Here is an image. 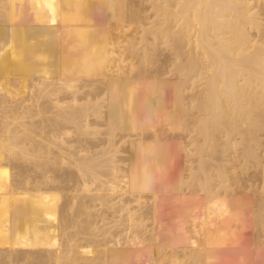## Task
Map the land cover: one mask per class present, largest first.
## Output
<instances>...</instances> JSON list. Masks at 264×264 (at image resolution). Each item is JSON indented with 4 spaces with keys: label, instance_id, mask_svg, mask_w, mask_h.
<instances>
[{
    "label": "bare ground",
    "instance_id": "1",
    "mask_svg": "<svg viewBox=\"0 0 264 264\" xmlns=\"http://www.w3.org/2000/svg\"><path fill=\"white\" fill-rule=\"evenodd\" d=\"M11 22L17 27L13 50L2 45L10 37ZM167 72L182 86L184 81L179 89L186 94L176 93L182 96L176 103L172 96L175 104L169 108L156 103L163 102L160 95L167 93L168 82L161 88L155 84L163 83ZM177 142L193 145L190 150L184 145L191 161L186 166L193 162V167L182 173L190 176L196 194L203 192L199 200L186 196L183 203L196 220L187 221L186 211L187 217L174 213L177 221L186 218L184 232L177 226L181 220L169 215V197L164 195L172 189L166 190L174 169L179 170L176 158L170 162L172 156L164 151L177 148ZM239 149L246 171L255 160L262 173L257 178L260 192H255L259 197L255 203L252 199L256 204L262 198L256 206L261 219L264 0H0V201L8 207L19 204L14 207L16 220H11L16 223H11L20 225L9 226L21 231L12 232L11 238L0 233V264H222L217 261L232 249L231 242L237 243L238 222L248 212L255 221V209H247L252 204L241 201L247 215L238 211L241 216L228 221L229 226L228 216L221 214L227 224L217 227L223 210L215 205L216 197L223 190L226 197L235 187L229 183L241 167L232 160ZM11 160L21 166L16 201L10 190L14 187L8 186L13 181L8 178ZM248 178V183L255 179ZM183 179L177 184L188 182ZM165 182L164 191L158 186L161 192L157 185ZM209 208L211 217L222 212L212 220L215 227L203 230L199 234H207L199 238L195 228L198 232L207 226L201 216ZM26 211L23 220L20 213ZM168 216L173 223H166ZM174 221L177 225L167 226ZM225 226L227 235L216 229ZM170 231L178 233L173 236L180 245H169ZM160 233L169 249L181 248L187 237L189 246L160 255L157 246L166 243ZM163 254L172 261L162 262ZM244 254L241 261H254Z\"/></svg>",
    "mask_w": 264,
    "mask_h": 264
},
{
    "label": "rangeland",
    "instance_id": "2",
    "mask_svg": "<svg viewBox=\"0 0 264 264\" xmlns=\"http://www.w3.org/2000/svg\"><path fill=\"white\" fill-rule=\"evenodd\" d=\"M12 13H13V12H12ZM4 23H5V22H4ZM10 25H11V30L9 31V35H10V37L8 38V40H6V39L3 40V41H2V45H4V46H8V45L10 44V45L8 46V48H9V47H10V48L12 47V50H13V49L16 48V46H15V42H16V39H17V38L14 39L13 36L15 35V32H17V31H16L17 27H16V25L14 24V22H11ZM139 35H140V33L137 34L136 36L139 37ZM18 36H19V35H18ZM18 36H17V37H18ZM139 46H140V45H138V47H139ZM166 51H167V50H165V51H163V52L167 53ZM166 74H168V77H167V75L162 74L163 79H165V78L167 77V78L163 81V83H162V82H161V83H157V82H156L155 85L159 86L158 88H161V87H162L161 84H164L163 86L165 87L166 84H165L164 82L167 81L168 83H167V86H166V87H167L168 89L165 87L166 90H165V89H164V90H165V92H167L168 94L165 93V92H163V93H165L168 97L165 96V94H161L160 96L163 95L164 97H163V96H162V97H163L164 99L167 97V99L164 100V99L162 98L163 102H162L161 100H159V102L157 101L156 103H157V104H158V103H159V104H162V103H163V106H167V105H168L167 107L169 108V107L172 106V103H173V105H174V104L176 103V101H178V99L180 98L181 95H178L179 98H178L177 96L175 97V95H176V93L178 94L179 91H180V93H181L182 90H180L179 88H181V87L183 88L184 85H185V83H184V81H181V82L183 83V86H182V84L179 82L180 80H178V77L175 76L174 73H173V75L175 76V78H172V77H174V76H172L171 78L169 77V76L172 75V73H170L171 75L169 74V72H167ZM164 76H166V77H164ZM158 77H159V76H158ZM168 78H169V79H168ZM154 79L157 80V77H155ZM174 80H175V82H174ZM170 81H171V82L173 81V85L171 84ZM159 82H160V81H159ZM169 82H170V83H169ZM178 83H179V85L181 84L180 87H179ZM158 84H160V85H158ZM174 84H175L176 87H174ZM171 85H172L173 87H172ZM170 87H171L172 89H170ZM177 87H178V89H177ZM182 88H181V89H182ZM173 89H174V90H177V92H175L174 94L172 93V92H174ZM171 90H172V91H171ZM181 94H183V93H181ZM172 96L175 97L176 99L173 98ZM182 96H186V94H185V95L183 94ZM182 96H181V100H182ZM159 98L161 99V97H159ZM171 98H172V99H171ZM185 98H187V97H185ZM173 99H175V100H173ZM183 99H184V98H183ZM171 100H173L175 103H174L173 101H171ZM166 101H167V102H166ZM171 102H172V103H171ZM166 103H168V104L165 105ZM10 104H12V103H10ZM185 107H186V106H185ZM166 109H167V108H166ZM165 112H166V111H165ZM165 112H164V114H166ZM151 122H153V121L151 120ZM173 122L176 123V121H173ZM178 123H179V121H178ZM151 124L153 125L154 123H151ZM183 133H185V135H186V134L188 135V129H185V130L183 131ZM192 134H193V132H191V134H189V137H187V138H186V137H183L184 139L186 138V139H185L186 142H189V139H188V138L192 137ZM187 135H186V136H187ZM183 138L181 137V139H183ZM184 139H183V140H184ZM187 139H188V140H187ZM186 142H185V143H186ZM177 143H178V142H177ZM180 143H181V142H180ZM180 143L175 144V145L177 146V148L175 147V145H172L171 147H175L174 149H172V148H170V149H169V148H165L166 151H164L165 154L168 152V153H170V155L172 156V157L170 156V157H171V158H170L171 160L169 159L170 162H171L172 160L175 161V158H176V161H175V162H176V165L179 166V167H178L179 170H178L177 168L174 169V172H175L176 170H177V171L175 172V177H173V179L171 180L172 183H173V181H174V185H173V187H172V183H171V182H170V186H171L170 188L167 186V185L169 184L168 182H165L163 185H160V184L157 185V187H158V186H162V187H161L162 190H163V188L165 189L166 186H167V188H166L167 191H168V189H171V188H172L171 191L169 190L168 194H166L165 192H163V193H165L164 195H166V197H169V199L167 198L168 200H170L169 203H171V202L173 201L172 204H169L168 201H167V199L165 198V199H166V202H167V205L169 206V207H168V208H169V209H168V210H169V211H168V212H169V215L172 216L173 219H175V218L177 219L176 216L178 215V214H177L178 212H179V215L182 213V215H180V216L178 215V218H179V217L181 218L182 216H183V217H184V216L187 217L186 215H189V214H187V213H190L189 217L191 216V212H192V211H191V212H187V211L185 210L184 206H183V203L185 202V197H186V196H189V197L193 198L194 201H197V200H199V199L201 198V195H203V192H199L198 194H196V191H193L194 188L196 187V185H195V186H192V185H191V184H192V183H191L192 179H190V176H189L188 178L184 177L185 175H187V172H186L185 174L182 173L183 171H184V172H185V171H188V168H187V167H190V166H192L191 164H193V162H192V163H189L188 166H186V164L190 161V158H189V155H188V154L186 155V153H185L187 150H190V148L192 149L193 145L189 148L190 145H188V143H186L187 145L184 144L186 147L188 146V147L186 148V149H187V150H186V149H185V146H184V145L182 146V143H181V145H179ZM183 143H184V142H183ZM179 146H182V147H183L182 150H180L181 147H179ZM169 151H170V152H169ZM177 151H178L180 154H179V153H176ZM180 151H182L183 153L181 154ZM184 151H185V152H184ZM240 151H241V150L239 149V152H238L239 155H238V156H237V152H236V151L233 152V154L235 155L236 159H235V157H233L232 160H233V163H236V162H237L236 164L240 163V164H241V167H243V168L245 169V172H242V169H238V168H241L240 165H239V167L237 168V172H236V174H237V175H236V178L233 179V177H231V179H230V180H231L230 183H232V182H233V183L230 184V183L228 182L229 185H230V187L232 186L231 188H233V186H235V187L231 190V191H233V192H235V193L230 194L231 191H229L230 196H228L229 194H227V196L225 197L226 193H228V192L224 193V190H223L224 187H223V188L221 189V190H223V191H222V194H219L220 196H218V198L216 197V199H217V200L219 199V200H218V202H217V200H215L214 203L217 202L215 205H216L217 207L220 206V208H222L223 212L221 211V209H220V211H218L219 213H220V212H222V213L218 214V212H215V215H216V216L213 214V215H212L213 217H211V214L213 213L212 210H211V208H209L210 210H208V209H207V210H204V212H205V211H206V212L203 213L201 217H202V218H203V217H204V218L206 217L205 220H206L207 217H209V216H210V218L207 219L206 221H205L204 219H202V218H201V219L204 221L203 224L206 222L205 225H203V226H206V225H207V226H209V228H207V226H206V227H202V226H201V228H203V229L201 230V229H200V225H202V224H199V223H202V221H201V219H200L199 221H201V222L198 223V224H199V227L197 228V230L200 229L201 231L199 230L200 232H199V231L197 232V231H196V228H195V232L197 233L196 236L199 235V238H200L203 234H205V235L207 234V233H202V235H200L201 232H202L203 230H205V232H206V230H207V231H208V230L210 231L211 229H213L212 227H215V226H213V224H212V220H217V219H214V218H215V217L217 218L218 215L220 216V215L222 214V215L224 216V215L226 214V215L228 216V218H226L227 216H226V217L224 216V218L227 219V221H226V219H225V221H226V222L229 221V222L232 224V223H233L232 220H233V218H234L235 216H241V215H242L241 217H244L243 215H247V213H245V214L243 213V211H244V209H245V204H246V202H249V203L252 204L251 207H250V205L247 203V204L249 205L248 208L246 207V208L248 209V211H251L253 208L255 209V211H256V208H257V210H258V208L260 209V207H256V206H257V202H258V203L262 202V198H261V196H260L261 199L259 198V199L261 200V201L259 200L260 202L257 200L256 204H253V203H255V201H256V198H255V197L257 196V193L260 192L258 188H259V186L261 185V184H260V182H261V181H260V179H261L260 177H262V173L258 170V171L260 172V175H261V176H259V174H258V172H257V167H258V166H257V164H256V162H255V160H254V161H252V162H254L253 164L256 165V167H255L253 164H251L252 162L249 163V164H251V167H252V168L250 167L252 170L249 168V171H250V173H251V174H249V171H246V168L244 167V160H241V157L239 158V156H240ZM172 153H173V155H172ZM235 153H236V154H235ZM167 155H168V154H167ZM174 155H176V156H174ZM183 155H184V156H183ZM168 156H169V155H168ZM173 156H174V158H173ZM178 156H179V157H178ZM187 156H188V157H187ZM168 158H169V157H167V159H168ZM181 158H182V159H181ZM187 158H189V159H187ZM178 159H179V160H178ZM183 159H184V160H183ZM234 159H235V160H234ZM187 160H188V161H187ZM240 160H241V162H243V163L239 162ZM183 161H184V162H183ZM4 162H5V161H4ZM18 162H19V161H18ZM18 162H17V163H18ZM175 162H173V163H175ZM190 162H191V161H190ZM8 163H9V173L11 174L10 176H8V178H9L10 180H13V181L11 182V181L8 179L10 182H9V183H8V182H5V184H4L5 186H4V187L6 188L7 183H8V186L10 185V188H12V186L14 187V188L10 189V188L7 186L8 189H10V190L12 191L13 195H14L13 200L16 201V200H18V199H17V197L15 198V194H17V195L19 196V194H18V193H19V190H18V183H17V182H19L18 180H21V177L19 176V175H20L19 169H20L21 166H19L20 162H19V164L16 163V160H11V161L7 162V164H8ZM15 163H16V164H15ZM184 163H185V165H183ZM4 164H6V162H5ZM7 164H6V165H7ZM15 165H16V166H15ZM17 165H18L19 167H18ZM182 166H186L187 169L185 170V167H183V169H181ZM253 166L255 167L254 169H253ZM16 167H17V168H16ZM22 167H23V166H22ZM192 167H193V166H192ZM192 167H191V168H192ZM244 169H243V171H244ZM247 169H248V168H247ZM258 169H260V167H259ZM20 170H21V169H20ZM189 170H191V169H189ZM17 172H18V173H17ZM174 172H173V173H174ZM180 172H181V174H179ZM246 172H247V174H246ZM16 173H17L18 175H16ZM22 173H23V172H22ZM189 173H190V171H188V174H189ZM176 174H177L178 176H176ZM183 174H184V175H183ZM253 174L255 175V177H256V175H257V177L255 178V177L253 176ZM181 175H183V176L181 177ZM251 175H252V176H251ZM15 176H17L16 178H18V177H20V178H18L17 181H16V184L13 185V183H15ZM248 176H250V178H251V177H252V178H255L254 180H255L256 182H255L253 179H250V183H251V184L248 183V181H249ZM258 176H259V177H258ZM180 177H181L182 179H183V178H186V179L188 180V182L186 181V179H183L184 181H186V182H184L185 184H183L182 186L178 185V184H180V183H178V182H180V181L182 180ZM234 177H235V176H234ZM246 177H247V179H246ZM177 178H180V179H181L180 181H177L178 184L176 183V180H179V179H177ZM191 178H192V177H191ZM243 178H244V179H243ZM257 178H260V179H257ZM175 179H176V180H175ZM189 179H190L191 181H190ZM240 179H241V180H240ZM256 179H257V180H256ZM194 180H195V179H194ZM245 180H246V181L248 180V181L246 182ZM251 180L254 181L255 183H254V182H251ZM258 180H259V183H258ZM238 181H239V182H238ZM242 181H243V182H242ZM192 182H193V181H192ZM166 183H167V185H166ZM228 183H227V184H228ZM234 183H235V185H233ZM252 183H253L254 185H253ZM256 183H257V186H258V184H259L258 187H255V186H256ZM176 184H177V186L175 187ZM247 184H248V185H247ZM239 185H240V186H239ZM163 186H165V187H163ZM241 186H243V187H242V190H243V191H242V190H241V191L236 190V189H238V188L240 189ZM252 186H253L254 188H257V189H256V190H255V189L253 190ZM157 187H156V188H157ZM236 187H237V188H236ZM15 188H17V189H15ZM158 188H159V187H158ZM158 188H157V189H158ZM161 188H159V190H160ZM231 188H230V189H231ZM224 189H225V188H224ZM17 190H18V191H17ZM166 190H165V191H166ZM219 190H220V189H219ZM221 190H220V191H221ZM13 191H14V192H13ZM160 191H161V190H160ZM163 191H164V190H163ZM225 191H226V190H225ZM237 191H239L241 194H240L239 192H238V194H236ZM256 191H257V193H255ZM15 192H17V193H15ZM161 192H162V191H161ZM244 192H245V193H244ZM252 192H253L254 195H255V194H256V195H255V196L252 195ZM14 193H15V194H14ZM220 193H221V192H220ZM242 193H243V195H242ZM233 194H235L236 196L233 195ZM168 195H169V196H168ZM231 195H233V198H231V197H232ZM238 195H239V197H240V196H241V197L239 198ZM247 195H248L249 197H248ZM258 195H260V194H258ZM242 196H243V197L245 196V197L243 198ZM221 197H222V198L225 197L224 199L227 201V203H233V204H234V207H233L232 204H231V205H230V204L228 205V206H231V208H228L227 205H224V204H225V203H224L225 200H223ZM258 197H259V196H257V199H258ZM228 198H231L232 200H230V199H228ZM254 198H255V200H254ZM252 199H253V203H252ZM222 200H223V201H222ZM228 200H230V202H229ZM226 201H225V202H226ZM239 201H240V202H239ZM241 201H243L242 203H245V204L242 205V204H241ZM2 202H3V203H2ZM19 202H20V201H19ZM19 202H18V203H19ZM200 203H202V202L200 201ZM227 203H226V204H227ZM0 204H1V205H0V208L3 209V210L1 209L2 211H4V209H7V208H8V209L6 210V213L4 212L5 215H4V214L2 215V213L0 212V214H1V217H0V218H1V220H0V233H3V232H4V234L6 235V237L8 236V238H9V237L11 238V234H12V232H15V228H16L17 226L20 225V224L15 225L14 223H13V225H12V223H11V222H15V221H11V220H14L15 217H16V215L18 214V211L15 210L14 207H16L17 205L19 206V204H17V202H14L15 206H14L13 204H12L13 206L11 205L12 208L9 206L11 209L8 207V203H7V202L4 203V201H0ZM4 204H5V205H4ZM6 204H7V206H6ZM3 205H4V206H3ZM213 205H214V204H213ZM213 205H212V208H213ZM5 206H6V207H5ZM253 206H255V207H253ZM259 206H260V204H259ZM263 206H264V205H263ZM63 207H64V206H63ZM63 207L61 206V209H62ZM232 207H233V208H232ZM242 207H244V209H243ZM16 208H17V207H16ZM170 208L173 210V215L170 214V213H171V212H170ZM234 208H235V209H234ZM240 208H242V209L240 210ZM251 208H252V209H251ZM261 208H262V206H261ZM12 209H13V210H12ZM17 209H18V208H17ZM175 209H176V210H175ZM186 209H187V208H186ZM205 209H206V208H205ZM247 209H245V212H248ZM1 210H0V211H1ZM8 210H9V211H8ZM10 210H11V213H10ZM177 210H179V211H177ZM180 210H182L181 213H180ZM187 210H188V209H187ZM12 211H14V212H12ZM185 211H186L187 213H186ZM213 211H214V210H213ZM238 211H240V213L242 212V214L239 215L240 213H239ZM253 211H254V210H253ZM255 211H254V213H253V216H255V217H254V220H255L256 222H255V221H254V222L251 221V220H253V217H252L251 220H249V219L251 218V217H250V212H248L249 215H247V217L245 216L246 218H243V219L241 218L242 220H240V221L238 222V224H240V227L238 226V227L235 229V232L238 231V235H239V236L237 235V233H234V235H235V240H234V241H236L237 243L234 244V243L231 242L232 244L230 243L229 246L232 247V249L229 248L230 251L227 252L226 254H224L223 257H222V259H221V260L219 259L220 261L218 260L219 262L217 261V263H222V264H232V263H234V264H235V263H236L235 261H237V257H238V256H241L242 253H243V254L245 253L246 255H245V254L243 255L244 258H249L250 256H247L248 254L251 255V257H250V258H251V261H252L253 258H255V259H253V260H254V261H253L254 263H253V262H251V263L248 262V263H247V259H243L244 262H243V260L241 261V258H242V256H241L240 259H239V257H238V260L241 261V263H239V264H242V263H243V264H264V231H263L264 228L260 225V224H261V221H260V220H261L262 218H264V216H262V218L259 216L261 219H258V216H256V215H257L256 213H258L259 210H258V212H257V211L255 212ZM262 211H264V210L262 209ZM7 212H8L9 214H8ZM16 212H17V213H16ZM175 212H177V213H175ZM235 212H237V213H235ZM251 212H252V211H251ZM12 213H13V214H12ZM14 213H16V215H15ZM174 213L177 214L175 217H174ZM183 213H184V215H183ZM185 213H186V214H185ZM209 213H210V214H209ZM224 213H225V214H224ZM20 214H21L20 216L23 218V220H26V219H27V218H26V216H28L27 211L24 212V213H20ZM208 214H209V215H208ZM217 214H218V215H217ZM228 214H229V215H228ZM235 214H236V215H235ZM251 214H252V213H251ZM254 214H255V215H254ZM259 214H260V212H259ZM261 214L264 215V212H262ZM9 215H10V216H9ZM193 215H194V214L192 213V216H193ZM207 215H208V216H207ZM11 216H12V217H11ZM170 216H168L169 219H168V217L166 218V223H167V221L169 222V220H172L171 223H173V219H172ZM214 216H215V217H214ZM223 216H222V217L220 216L222 222L219 223V225H217V227H219V226L222 227V225H223V227H224V225L227 224V223H223V222H225ZM251 216H252V215H251ZM2 217H3V218H2ZM8 217H9V218H8ZM13 217H14V218H13ZM189 217H188V218H189ZM256 217H257V220L255 219ZM12 218H13V219H12ZM191 218H195V216L190 217L187 221L191 220ZM196 218H197V217H196ZM196 218H195V220H196ZM235 218H236V217H235ZM176 219H175L176 222H179V221L181 220V219H180L179 221H177L178 219H177V220H176ZM184 219L186 220V218H184ZM210 219H211V221H210ZM15 220H16V219H15ZM182 220H183V219H182ZM182 220L180 221L181 224H182L183 222L186 223L185 220H183V221H182ZM218 220H219V217H218ZM8 221H10V222L8 223ZM43 221H44V220H43ZM46 221H47V220H45L44 222H46ZM175 221H174V224L171 225V223H170V225H167V226H171V227H172V226L177 225V223L175 224ZM208 221H209V222H208ZM219 221H220V220H219ZM241 221H242V222H241ZM258 221H259V222H258ZM263 221H264V219H263ZM6 222H7V223H6ZM36 222L39 223V224H42V223H43V222H40V221H36ZM180 222H179V225H177V226H178V227L181 226L182 228H181L180 231H183V232H184V231L187 229V228H186V227H187V223H186V225L183 227L182 225H180ZM207 222H208V223H207ZM229 222H228L227 225L230 226L231 224H230ZM236 222H237V221H236ZM240 222H241V223H240ZM15 223H16V222H15ZM18 223H20V222H18ZM185 223H183V224H185ZM196 223H197V221L195 222V224H196ZM254 223H255V224H254ZM257 223H258L259 225H258ZM5 224H7L8 227H7V225H5ZM9 224L12 225V226H14L15 228H11V226H9ZM45 224H46V223H45ZM167 224H169V223H167ZM198 224H197V226H198ZM220 224H221V225H220ZM211 225H212V226H211ZM254 225H256V226H254ZM3 226H4V227H3ZM5 226H6V228H5ZM34 226H36V223H34ZM197 226H195V227H197ZM257 226H260V227H261V230H260V227H259V229H258ZM226 227H227V226H225V229H221V228H216V229H220V230H218V231H221L222 234L224 233V235H227V234H225V232H227V230H226L227 228H226ZM7 228H10L11 230H12V229L14 230V231H13V230L11 231L10 229H8V231L10 230V232H8V234L10 233V234H9L10 236H9L8 234L5 233V232H7ZM150 228H151V227H150ZM150 228H149V230H151ZM184 228H186V229L184 230ZM204 228H205V229H204ZM206 228H207V229H206ZM238 228H239V229H238ZM237 229H238V230H237ZM222 230H223V231H222ZM258 230H259L260 232H259ZM240 231H242V233H241ZM262 231H263V232H262ZM20 232H21V231L17 230L15 233H20ZM170 232H171V231H170ZM170 232H169V233H170ZM183 232H182V233H183ZM169 233H168V234H169ZM173 233H175L176 236H178V235H177L178 233H176V231H172V232H171V235H172V236L174 235ZM199 233H200V234H199ZM230 233H231V232H230ZM232 233H233V232H232ZM232 233H231V234H232ZM240 233L242 234L241 236H240ZM4 234H2L3 236H1V237H3V239H4ZM161 235H163V234L160 233L158 236L161 237ZM171 235H170V236H171ZM205 235L202 236V237H205ZM224 235H223V236H224ZM232 235H233V234H232ZM176 236H175V237H176ZM237 236H238V237H237ZM160 237H159V239H160ZM173 237H174V236H173ZM173 237H170V238H172V239H170V242L168 241V242H169V245H171V244H172V245H175V244L180 245L181 242H179L180 244L177 243L176 240L178 241V239H177V238L175 239V237H174V238H173ZM162 238H163V239H162ZM6 239H7V238H6ZM161 239H162V241H161V243H162L163 240H164V237L162 236ZM174 239H175V240H174ZM186 239H187V242L185 241ZM186 239H185V240L183 239L184 241H183V240H181V241L183 242V244H184V242H185L186 244H184V245L187 246V243L190 242V241H188V240H189L188 237H187ZM236 239H238V240H236ZM0 240H2V238H0ZM171 240H174L176 243H175L174 241H171ZM164 242H166V243H164V245H166L165 247H168V246H169V245L167 246V243H168V242H167L166 240H164ZM172 242H174V244H173ZM16 243H17L16 240L13 241V244H16ZM161 243H159V244H161ZM159 244H158V245H159ZM233 244H234V245H233ZM161 245H162V244H161ZM161 245H160V246H157V247H158V251H159L158 253H161L162 251L165 250V252H166V253H165V256H166V254H167V256L170 255V254H168V253H170V251H171L170 249H171L172 247H173L172 249H174V246H171L170 249H169V247H168V249H165L164 245H162V248L164 247V249L161 250ZM184 245H182V247H185ZM231 245H233V246H231ZM188 246H189V245H188ZM188 246H187V247H188ZM247 246H248V247H247ZM159 247H160V248H159ZM175 247H177L178 249H182V247H181V248L178 247V246H175ZM249 247H250V248H249ZM177 248H176V249H177ZM159 249H160V250H159ZM176 249H174V250H176ZM249 249H250V250H249ZM169 250H170V251H169ZM255 250H256V252H255ZM160 251H161V252H160ZM241 251H244V252L240 253ZM249 251H250V252H249ZM247 252H248V253H247ZM252 252H253V253H252ZM254 252H255V253H254ZM260 252L262 253V255H260V254H261ZM162 253H164V252H162ZM162 253H161L160 255H162ZM239 253H240V254H239ZM258 253H259V255H260V258H259V256H258ZM238 254H239V255H238ZM160 255H159L158 257H157V256H155V257H157L158 259H161V258H160ZM167 256H166V257H167ZM257 256H258V257H257ZM261 256H262V257H261ZM145 257H149V254H145V255L143 256V261H145ZM161 257L163 258V257H164V254H163V256H161ZM164 258H165V257H164ZM250 258H249V259H250ZM158 259H157V260H158ZM167 259H168V260H167ZM167 259L165 258L164 261H163V259H162V262H165V260H166V262H167V261H170V262H171L172 259H173V257H172L171 260H170V257H168ZM155 260H156V259H155ZM245 260H246V262H245ZM151 261H154V260H151ZM239 261H237V263H238ZM145 262H146V261H145ZM223 262H225V263H223ZM146 263H147V262H146ZM20 264H22V263H20ZM150 264H152V263L150 262Z\"/></svg>",
    "mask_w": 264,
    "mask_h": 264
}]
</instances>
